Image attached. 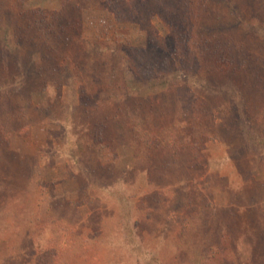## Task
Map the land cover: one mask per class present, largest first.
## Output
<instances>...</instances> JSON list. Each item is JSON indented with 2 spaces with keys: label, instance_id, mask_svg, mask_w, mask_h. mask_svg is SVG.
<instances>
[{
  "label": "rangeland",
  "instance_id": "1",
  "mask_svg": "<svg viewBox=\"0 0 264 264\" xmlns=\"http://www.w3.org/2000/svg\"><path fill=\"white\" fill-rule=\"evenodd\" d=\"M0 264H264V0H0Z\"/></svg>",
  "mask_w": 264,
  "mask_h": 264
}]
</instances>
